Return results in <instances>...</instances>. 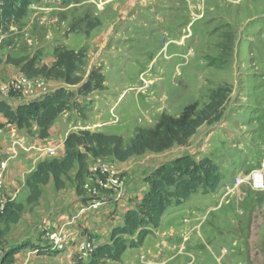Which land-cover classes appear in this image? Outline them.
Masks as SVG:
<instances>
[{"label":"rangeland","instance_id":"rangeland-1","mask_svg":"<svg viewBox=\"0 0 264 264\" xmlns=\"http://www.w3.org/2000/svg\"><path fill=\"white\" fill-rule=\"evenodd\" d=\"M59 46L83 53L75 77L84 81L91 70L100 68L104 83L121 76L126 89L105 113L97 106L88 108L94 100L86 105L77 95L68 108L77 115L71 114L56 129L72 122L74 132L117 135L127 146L138 129L152 128L162 115L176 118L194 103L200 111L217 90L222 92L221 119L198 128L186 145L145 152L124 163L106 158L127 178L124 194L130 187L142 190L147 173L182 155L197 161L209 158L223 175L214 193L199 192L185 205L169 208L158 231L139 247L128 248L121 264H137L139 256L145 260L149 253H183L178 264H264V191L244 184L225 197L222 190L224 183H231L237 174L247 175L264 158V0H33L24 18L0 36V85L23 75L7 60L23 64L34 59L37 68L51 67ZM43 80L45 93L59 88ZM64 88L76 93L78 86ZM27 99L36 98L20 100ZM7 101L19 100L11 96ZM3 136L0 132V139ZM47 149L55 147L43 145L42 157L53 159ZM27 164V169L33 166L31 159ZM73 178L70 174L63 190L46 187L34 205L25 204L23 192L17 194L16 201L26 207L22 224L33 216L40 229L31 238L46 244V232L57 230L56 216L73 217L78 199L84 197L82 188L77 194ZM124 197L106 198L100 210L106 227L121 218L119 204L137 199L129 195L124 201ZM108 204L113 205L112 212H106ZM95 217L99 214L87 218L89 226L82 227V234L91 231ZM14 229L11 237L3 238V250L17 241L19 224ZM59 253L34 261L76 262L69 252ZM23 255L19 259L25 257L29 264L31 257Z\"/></svg>","mask_w":264,"mask_h":264},{"label":"trees","instance_id":"trees-1","mask_svg":"<svg viewBox=\"0 0 264 264\" xmlns=\"http://www.w3.org/2000/svg\"><path fill=\"white\" fill-rule=\"evenodd\" d=\"M33 0H0V36L10 28L11 23L24 18L28 6ZM41 1V0H36ZM69 3L72 0H61ZM55 62L51 67L37 68L34 59L22 64L11 62L20 69L28 79L42 78L45 80H61L67 86H78L77 92L64 87L43 94L28 102H19L11 106L8 101L0 99V114L6 120L0 123V131L7 125L25 130L31 135L35 126L37 138L44 140L49 137V130L54 121L64 114L76 96H87L93 91L104 89V77L100 68L91 70L86 80L74 76L77 64L82 60L83 53L75 52L64 46L54 49ZM3 64L0 59V66ZM221 90H217L200 111L196 103L183 109L174 118L162 115L152 128L138 129L127 146L122 138L113 134H103L82 130L69 133L64 140V155L57 159L40 161L34 171L26 178L24 186L28 191L25 204L37 203L43 194V187L53 184L55 190L65 188L70 173L76 168L74 182L77 194L83 189L88 174V159L113 158L124 163L133 156L145 152L161 153L174 146H184L204 124H212L222 117L223 100ZM223 179L219 167L209 158L199 161L190 155H182L162 164L143 177L147 190L133 206L126 210L122 223L112 228L108 242L98 244L95 251L86 262L76 261L74 264H110L119 262L128 248L142 245L144 239L160 227L165 212L174 207L185 205L193 195L199 192L203 195L214 193ZM25 205L8 200L0 213V244L9 232L10 226L17 224ZM29 247L38 255L57 254L47 246H39L30 242H22L4 248L0 264H15V256L22 249Z\"/></svg>","mask_w":264,"mask_h":264},{"label":"crops","instance_id":"crops-1","mask_svg":"<svg viewBox=\"0 0 264 264\" xmlns=\"http://www.w3.org/2000/svg\"><path fill=\"white\" fill-rule=\"evenodd\" d=\"M49 66H51V64ZM110 66H112V65H110ZM113 67H114V65H113ZM149 81L151 82L153 80H149ZM47 83L48 84L54 83L56 85H59L58 86L59 88L60 87H68V88L69 87H75V86H67L64 82L61 83V82H57V81H47ZM125 89H126L125 88V80L121 76H119L116 79H112V80L106 79L105 83H104V90L103 91L96 92V93L93 92L87 96H83L82 102L83 103L85 102V104L87 105V104H89V101L94 100L93 104H90L91 106H89L88 108H91L92 106H94V107L97 106V107H99V109H101V111H104V113H105V112H108L107 110H109L110 107H115V104L117 103V101H119L118 99L122 96L123 91ZM42 94L43 93H40L39 95H42ZM28 101H30V100L29 99L23 100L22 102L25 103ZM8 103L11 106H16L17 103H19V101H15V102L8 101ZM100 107H102V108H100ZM122 112H123V110H120L116 114L118 121L121 118ZM71 114L77 115L76 112L69 109L64 114L57 117V119L54 121L52 127L49 130V137L47 139H44V140L37 138L38 130L35 126L32 129L31 136H29L25 130H18L15 126H12V125H7L0 131L1 133L4 134V136L0 139V162H5V166H6V169L4 172V189L2 191V195L6 199H8V200L10 199V200L17 202L16 201L17 194L20 191L23 192L24 198L25 199L27 198L28 191L25 188L24 183H25L26 178L34 171L36 165L40 161L44 160V158L42 157V154H41L43 145H47L48 147H55V150H56V157L55 158L60 159L63 157V155H64V140L69 133L74 132L75 129H77V128L73 126L72 122H70V124H68V125H63L61 127V129L60 128L56 129V124H57V126H59L60 122L66 121V118L71 116ZM60 117H62V118H60ZM5 122H6V120H5L4 116L2 114H0V123L4 124ZM16 154H18V155H16ZM28 159H31V162H33V166L31 168L27 169V166L30 167V164H27ZM91 160H92V157H89L88 166L90 165ZM75 173H76V168L73 170V173H70V174L75 175ZM73 180H74V178H73ZM67 184H69V182L66 181V186H67ZM50 185L54 189L52 183H49L48 185L43 187V189H42L43 194H42L41 199L44 197V189L46 187L48 188V186H50ZM74 190H75V187H74ZM135 190L136 189H134L133 187H130V189H127V191H125L124 196L128 197L129 195H133L135 198H137L135 200H139L141 198V196L144 194V192L147 190V186L144 185L142 190H140L139 192H136ZM140 192H142V193H140ZM125 197H124V201H125ZM82 199L83 198L78 199L79 204L81 203ZM133 201H134V199H133ZM133 201L131 203L126 202L123 204H119V203H122L121 201L117 202L116 205H118V204L121 205V210H120L121 218H116L115 222H110V226H107V227H106V224H104V222H103L104 218H102L100 215L102 213L99 211V213H97V214H99V217H95L92 220L93 223L90 226L91 231H89V233H87V234H90V235L92 234L91 236L99 244L104 243L107 240V238L109 237L112 228L122 223L124 213L126 212V210H128L129 208H131L133 206ZM17 203H19V202H17ZM21 204H23V203H21ZM107 208L108 209L106 210V212H108V211L112 212L113 205L108 204ZM25 209H26V207H25ZM23 214H24V212H23ZM23 214L21 216L20 221L17 224H13L10 226L9 232L4 237V239L11 237L12 234H14V231L16 230V229H14V226L15 225L17 226L19 224V229H18V234H17V239H16L17 241L11 242L9 244V247L12 245L22 243V242H30L32 244L39 245V246L46 245L40 241H37V240L31 238L32 236L37 234L35 231L37 230L39 232L40 229L37 227V224L35 225V220H34L33 216L31 218H29L26 223L22 224L21 220H22ZM69 216L70 215H66V214L56 216V218L54 219L53 227L55 229H59L64 224L67 225L66 231L72 237V239H74V238L78 237L80 234L84 233L82 230L83 226H87V227L89 226L88 225L89 222L87 219L88 217L81 219V220H78L76 222H72V224L68 225V223L71 221L70 219L72 218V217L70 218ZM114 216H112L111 218L114 219ZM98 222H101V224H97ZM51 224H52L51 221L46 222V223H44L43 228L45 229V228H47V226H50ZM106 228L108 230H106ZM2 229H3V225H2L0 230H2ZM5 249H6V247H5ZM29 249H30L29 247H26V248L22 249L21 252L15 256V260H16L15 264H23L24 262H26L25 257L23 259L22 258L19 259V258L23 254H24L23 256H25ZM66 252H68V251H66ZM60 254L61 253L51 254V255H38L36 257H31L30 263L29 262L28 263L29 264H37L36 261H34L35 259L41 260V262H42L43 259H51V257H53V256L58 257V256H60ZM182 254L183 253H172V254H170V253H149V257L145 258V260L144 259L141 260V256H139L140 259H139L137 264H178V263H180L177 261L178 256H180ZM68 255H69V253H68ZM115 264H121V261H119ZM132 264H135V263H132Z\"/></svg>","mask_w":264,"mask_h":264},{"label":"built area","instance_id":"built-area-1","mask_svg":"<svg viewBox=\"0 0 264 264\" xmlns=\"http://www.w3.org/2000/svg\"><path fill=\"white\" fill-rule=\"evenodd\" d=\"M45 92V82L42 78L28 79L21 75L0 85V99L8 100L15 96L19 102L21 98H38ZM43 93L42 95H39ZM147 123L151 121L146 120ZM46 152L51 157H56L55 149H47ZM5 162H0V213H2L8 199L2 195L4 189ZM127 178L121 174L117 168L108 162L106 158H93L88 166V174L83 185V201L78 205L71 221L87 218L92 214H97L105 204L106 198L115 197L120 200L124 195ZM248 185L253 191H264V158L260 160L247 175L237 174L231 183L222 185L225 197L237 191L242 185ZM66 226L63 225L53 232H46L44 240L51 251L65 252L73 255L76 261L85 262L98 246V242L90 234H80L72 239L67 233ZM3 255V248L0 245V258ZM27 258L36 257V250L29 249L26 253ZM27 264V261L24 263Z\"/></svg>","mask_w":264,"mask_h":264}]
</instances>
